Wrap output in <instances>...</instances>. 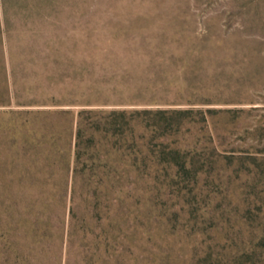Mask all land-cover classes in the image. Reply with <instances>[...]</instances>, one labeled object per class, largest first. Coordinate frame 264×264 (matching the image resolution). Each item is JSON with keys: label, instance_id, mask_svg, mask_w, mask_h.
Listing matches in <instances>:
<instances>
[{"label": "rangeland", "instance_id": "1", "mask_svg": "<svg viewBox=\"0 0 264 264\" xmlns=\"http://www.w3.org/2000/svg\"><path fill=\"white\" fill-rule=\"evenodd\" d=\"M0 264H264V0H0Z\"/></svg>", "mask_w": 264, "mask_h": 264}, {"label": "trees", "instance_id": "2", "mask_svg": "<svg viewBox=\"0 0 264 264\" xmlns=\"http://www.w3.org/2000/svg\"><path fill=\"white\" fill-rule=\"evenodd\" d=\"M123 114H124V112H123ZM81 124H82V122H81ZM82 127L81 128H79V131H78V138H80L81 136H82Z\"/></svg>", "mask_w": 264, "mask_h": 264}]
</instances>
